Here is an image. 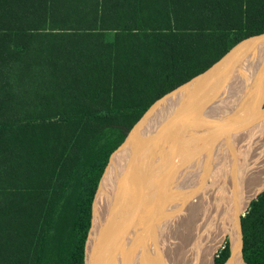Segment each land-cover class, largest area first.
Returning a JSON list of instances; mask_svg holds the SVG:
<instances>
[{"label":"trees","instance_id":"obj_1","mask_svg":"<svg viewBox=\"0 0 264 264\" xmlns=\"http://www.w3.org/2000/svg\"><path fill=\"white\" fill-rule=\"evenodd\" d=\"M263 33L264 0H0V264H85L137 122ZM241 231L244 263L264 264V192Z\"/></svg>","mask_w":264,"mask_h":264},{"label":"bare ground","instance_id":"obj_2","mask_svg":"<svg viewBox=\"0 0 264 264\" xmlns=\"http://www.w3.org/2000/svg\"><path fill=\"white\" fill-rule=\"evenodd\" d=\"M261 72V68L258 69V71H249L247 68L244 69V67H241L239 69H234L229 73L225 83L220 85L219 90L220 92H223L219 100L221 105L220 113L225 117L227 115V119L226 121L221 120L219 118L220 115H214V117H210L209 119L206 117L208 116L207 112L205 113L206 109H200L199 113H197L198 115L190 121L186 128L190 133L188 143L194 144L193 150L190 145L183 143L177 153L178 155L175 154L174 156L166 157L163 159V164L161 163L159 165V155L157 161L154 160V165H147V163L144 162V159L140 162V172L136 183L143 180L146 185L143 184L142 187L139 188L141 189L140 199L142 198V193L146 191V187L150 185L152 186L154 201L152 205L151 201H149V206L146 208L143 202L140 207L141 215L138 217L136 223L134 222L135 218L133 217L131 224L129 222V226L132 227L135 223V227L141 229L143 226L148 225L144 229L145 231L140 232V234H143L142 240L146 242V244L154 243V241H156L157 234H154L156 224L153 220H158L159 214L162 212V216L167 217L171 221V226L172 223L173 225L178 223L183 224L182 228H190L194 231V235H198V233L201 235V244H193L194 246L190 244L192 247H189L192 248L194 256H199L202 264H212L215 259L212 260V258L214 254L220 250L222 240L226 235L229 236L230 240V258L226 264H245L242 258L243 245L239 219L247 211L250 203L258 195L264 192V121L259 127L252 125L254 102L248 105L250 109L246 114H242V120L238 116L236 117L234 120V127L231 123L232 121H228V118H232L230 107L232 105L231 98L236 91L234 90V87L239 89V86H243L245 77L249 75H251V77L248 79L250 82L248 86L254 84V82L257 81L259 74L262 75ZM233 75L238 78L232 80L234 79ZM231 76L233 77L231 78ZM251 80L253 83H251ZM228 86L229 88H227ZM218 95L219 92H215L213 93L212 98L214 99L218 97ZM165 110L164 101L161 100L144 115L128 140L122 145L115 161L106 175L96 201L94 229L91 237L92 239H90L91 242L88 244V264L94 259L95 253L99 250L100 245L107 240L108 237L106 234L109 233V236L113 234L112 231L114 232L115 230L113 224L115 223L116 226L118 222L117 215H115L113 222L109 223L110 220H108L110 208L107 201L112 197L111 192H113L112 202L115 203L114 208L117 210L121 199V196L118 197V194H120L122 190L121 182L125 180L130 168V158L134 154L136 146L138 145L137 148H140L141 141L152 135V128L163 119L166 114ZM202 112L203 114H201ZM200 114L202 116H200ZM229 114L230 117H228ZM201 117L205 118L202 123L200 121ZM226 125H229V127ZM175 140L176 139L173 138L172 142ZM166 153L163 152V154ZM219 165L221 169L216 172V167ZM149 168L150 170L157 169L159 176L156 182H152L154 179L152 178L151 172L149 174ZM162 169H164V171ZM193 196H195L196 199H199L202 208L207 206L204 214H210V217L212 218L210 221L209 219L205 220L204 218L201 220L199 217L198 212H201L203 209L199 211L197 210V217L199 218L196 219V217H193L194 215L190 209H193V207L189 204V201ZM159 197L162 198L159 199ZM158 200L160 205L157 206ZM98 202H100L99 205ZM165 205L168 208L163 209V206ZM146 210H148V212L150 211V213L152 212L151 214L154 216L150 222H147V219L145 218V216H150V214L145 212ZM198 220H200V223ZM176 228L178 229V227ZM176 228H174V230ZM179 229L181 231V228ZM168 230L170 229L168 228ZM171 230L173 229L171 228ZM171 230L168 233L169 236L172 238L173 236H175V238L181 237L178 231H175V234L172 236L173 233ZM187 232L188 231L186 230V233ZM149 234L151 236L153 235V242L150 241ZM93 236L95 237V241ZM182 237H184V235ZM174 240L175 239H172L173 242ZM180 241L182 242V239ZM94 242L95 250L93 252ZM158 243L161 244V241ZM203 245H205V247ZM153 248H156V246ZM156 252H158V250ZM155 255L157 254L155 253ZM90 256L91 258H89Z\"/></svg>","mask_w":264,"mask_h":264},{"label":"water","instance_id":"obj_3","mask_svg":"<svg viewBox=\"0 0 264 264\" xmlns=\"http://www.w3.org/2000/svg\"><path fill=\"white\" fill-rule=\"evenodd\" d=\"M250 63L257 64L258 67L257 66L255 67L253 65L252 67H250L251 66ZM241 67H244V69L247 68L249 71H258V69L260 68L262 69L261 72L262 75L258 76L257 81L254 82V84H252L250 88L251 90L249 92V96L251 98H254V102L256 100H259V102H264V76H263L264 75V33H263L260 35L251 36L243 39L235 46H233L226 54H224L218 61H216L213 65H211L207 70L196 75L188 82L180 85L170 93L166 94L165 96L157 100L147 110L148 112L158 101L162 100L164 101L165 104L166 114L163 117V119L152 128L151 130L152 135L141 141V147L137 148L138 145L136 146V149L134 150V154L130 158V165H129L130 168L127 172L126 178L123 182H121L122 190L120 194H118V197L121 196L120 197L121 199H120V205L118 206L119 212H118L117 226L113 234H111V236L107 240H105L104 243L100 245L99 250L96 251L95 257L90 264H122L123 261L125 262V260L127 259L126 258L127 256H129L128 260L130 259L132 260L131 261L132 264H139L140 259L139 257H136L138 251L135 248H133L135 246L132 247V245H135V242L138 240V238L135 235L134 236L132 235V237L129 238L130 232L132 231V229H130L129 227V222L131 224L133 216L134 218L138 217V214L140 213L141 206H140L139 195L137 192L136 194H133L135 191V187H137L138 184L136 183V181L138 179L140 172L139 171L140 162L144 159V162L147 163V165H154V160L157 161L158 155L160 156L161 161L162 159H165L166 156L165 154H163V152L166 153L169 147H171L170 144L174 136L182 128L184 129L187 128L190 121L193 120L196 115H198L197 113H199L200 109L204 108L208 104V102L213 99L212 98L213 93L219 92V95L222 94V92L219 91L220 85L221 84L223 85L225 83L229 73H231L234 69H239ZM142 118L134 126L133 130L138 125V123L141 122ZM133 130L131 131V133L133 132ZM131 133L129 134L125 142L128 140ZM102 179L100 181V184L102 182ZM100 184L98 187V191L100 188ZM132 195L134 196L133 201L131 200ZM145 195H147V197ZM152 197H153L152 186L148 185L146 187V191L142 193V198L145 203V208L149 205L150 203L149 200L152 199ZM93 208H94V203H93ZM151 213L150 216L149 215L147 217L145 216L147 222L152 221V219L154 218V216H152ZM92 224H93V210H92ZM239 224L241 227V218L239 219ZM91 229H92V225H91ZM90 232H89V236H90ZM88 242H89V237L86 245L85 264H88L87 263Z\"/></svg>","mask_w":264,"mask_h":264},{"label":"rangeland","instance_id":"obj_4","mask_svg":"<svg viewBox=\"0 0 264 264\" xmlns=\"http://www.w3.org/2000/svg\"><path fill=\"white\" fill-rule=\"evenodd\" d=\"M250 67H252V65L254 66L255 65V67L257 66L258 67V65L257 64H254V63H250ZM239 72V71H238ZM234 76V75H233ZM233 76H231V78L233 77ZM259 76H261L260 74H259ZM264 76V75H263ZM251 77V75H249V76H247V77H245V82H244V85L243 86H239V89H237L236 87H234V84H233V87H234V90H236L235 91V93H233V97L231 98V107H230V109H231V117L233 118H228L229 120L228 121H232L231 123L233 124V127L235 126L234 125V120L236 119V117L238 116L239 118H241V120H242V117H243V115L244 114H246L247 113V111H249V107H248V105L249 104H252L253 102H254V98H251L250 96H249V92H250V88H251V86H252V84L250 85V86H248L249 85V81H248V79ZM236 78H238V77H235L234 76V79H232V80H235ZM247 80V81H246ZM245 83L247 84V85H245ZM251 83H253V81L251 80ZM245 86V87H244ZM232 87V86H231ZM227 88H229V86L227 87ZM246 89V90H245ZM223 93V92H222ZM220 98H221V95H218V97H216V98H214V99H212L211 101H209L208 102V104L204 107L206 110H205V113L207 112V114H208V116H206L207 118H209L210 119V117H214V115H216V116H219V118L221 119V120H224V121H226V119H227V115H226V117L225 116H223L221 113H220V111H221V108H220V102H219V100H220ZM227 99V98H226ZM242 102H244V103H242ZM255 105H254V111H253V121H252V125L253 126H261V124H262V122L264 121L263 120V118H264V114H263V112H264V102H259V100H256L255 102ZM243 105V106H242ZM258 110H260V111H258ZM263 111V112H262ZM262 112V113H261ZM201 114H203V112L201 113ZM200 114V116H202ZM243 114V115H242ZM228 117H230V114L228 115ZM204 119L205 118H202L201 117V119H200V121H201V123H202V121H204ZM227 127H229V125H226ZM235 129V128H234ZM229 130V129H228ZM236 132V131H235ZM189 132H188V130L185 128H182L175 136H174V138L176 139L175 141H173V142H171V147H169V151L165 154V156L166 157H171V156H174L175 154H177L178 152H179V150H180V148H181V146L183 145V143H185V144H187V145H190V147H192V150H193V147H194V144H189L188 143V140H189ZM209 135V134H208ZM185 151H186V145H185ZM178 155V154H177ZM165 157V158H166ZM163 162V159H162V161L160 160V163H159V165L161 164ZM149 166H151V165H149ZM151 168V167H150ZM150 168H149V174H150V172H151V174H152V178L154 179V181H152V182H156L157 181V179H158V172H157V169H152V170H150ZM220 169H221V167H220V165L219 166H217L216 167V172H218V170L220 171ZM163 171H164V169H162ZM215 172V173H216ZM147 177H148V174H147ZM142 179V178H141ZM140 182V183H139ZM138 183H139V185L137 184V187H135L136 188V190L134 191V194H136V192L138 193V195H139V200H140V206H142V203L144 202V200H143V198H141L140 199V191H141V189H139L140 187H142V185H143V180H140ZM160 182V181H159ZM177 183H178V181H177ZM159 190H160V188H159ZM139 191V192H138ZM112 194H111V198L107 201V204L109 205V208H110V213H109V219L108 220H110L109 221V223L110 222H113L114 221V219H115V215H117L118 216V213L117 212H119L118 211V209L116 210L115 208H114V206H115V203L114 202H112L113 201V192H111ZM263 193V192H262ZM98 195H99V191H98V193H97V195H96V198H95V200L98 198ZM146 196V195H145ZM259 196V195H258ZM257 196V197H258ZM147 197V196H146ZM256 197V198H257ZM133 198H134V196L132 195V197H131V200L133 201ZM154 196L152 197V199H150L149 201H151V205H152V203H153V201H154ZM160 198H162V197H159V199ZM255 198V199H256ZM195 199V200H194ZM254 199V200H255ZM200 201H199V199H196V197L195 196H193L192 198H191V200L189 201V204H191L190 206H192L193 207V209L192 208H190L191 210H192V213H193V217L195 218L196 217V219L197 218H201V220L204 218L205 220H208L209 219V221L212 219L211 217H210V214L209 213H205L204 214V212H206V207L207 206H204L203 208H202V205H201V203H199ZM99 203L100 202H98V205H99ZM157 206L158 205H160V202H159V200L157 201ZM107 205V206H108ZM144 206H145V203H144ZM149 206V205H148ZM250 206V205H249ZM114 208V209H113ZM166 208H168L166 205L165 206H163V209H166ZM249 208V207H248ZM162 209V210H163ZM203 209V210H202ZM117 211V212H115V211ZM149 210V209H148ZM148 210H146L145 212H147L148 214H150V211L148 212ZM199 210H202L201 212H198ZM248 210V209H247ZM197 212H198V215H199V217H197ZM112 213V214H111ZM96 214H97V210H96ZM161 214V215H160ZM160 214H159V218H158V220H156V221H154L153 220V222H155V224H156V226H155V232H154V234H157V239H156V241H154V239H153V235L151 236L150 234H149V239H150V241L151 242H153L154 241V243H147L146 244V242H144L143 240H142V237H143V234H140V232H142V231H145L144 229L148 226V225H145V226H143L141 229H138L137 227H135V223H136V221L138 220V217L141 215V213H139L138 214V217H135V223L133 224V226L131 227V226H129L130 227V229H132V231L130 232V236H129V238L130 237H132V235L134 236H137V238H138V240L135 242V247H133V248H135L137 251H138V253L136 254V257H139V259H140V261H139V264H202L201 263V259L199 258V256H194V253L192 252V248H190V247H192V245L194 244V245H198L200 242H201V235L198 233V235H194L195 233H194V231L192 230V229H190V228H182V226H183V224H174L173 225V223H172V226H171V221L167 218V217H165V216H162L163 214H162V212H160ZM246 214V212L243 214V216ZM113 215V216H112ZM183 215H184V213H183ZM206 215V216H205ZM208 215V216H207ZM111 216V217H110ZM153 216V215H152ZM242 216V217H243ZM134 217V216H133ZM210 217V218H209ZM241 217V218H242ZM111 218V219H110ZM167 218V219H166ZM205 220H204V222H205ZM166 221V222H165ZM132 222V221H131ZM197 222V221H196ZM198 222L200 223V220H198ZM169 225V226H167V225ZM176 225V226H175ZM113 226H114V228H116V226H117V224H116V226H115V223L113 224ZM214 226V225H213ZM176 228V227H178V229L176 230H174V228ZM216 227V226H215ZM168 228L171 230V228L173 229V230H171V232L173 233L172 234V236L175 234L174 232L176 231H178V233L181 235V237H179V238H175V236H173V238L171 237V236H169V231L170 230H168ZM179 228H181V231H180V229ZM212 228H214V227H212ZM188 231L187 233H186V230ZM190 229V230H189ZM158 230V231H157ZM219 230H220V228H219ZM193 231V232H192ZM109 232V231H108ZM137 232V233H136ZM160 232V233H159ZM198 232H200V231H198ZM112 233H113V231H112ZM153 233V232H152ZM139 234V235H138ZM168 234V235H167ZM107 235V237L109 238L110 236H109V233H107L106 234ZM184 235V237H182ZM187 235V236H186ZM151 236V237H150ZM190 236V237H189ZM224 236V235H223ZM148 237V236H147ZM170 237V238H169ZM226 237V238H225ZM93 238H94V241H95V237L93 236ZM107 238V239H108ZM154 238H155V236H154ZM185 238H187V239H185ZM194 238V239H193ZM153 239V240H152ZM158 239H160V240H158ZM168 241V242H170V243H168L166 240ZM172 239H175L174 240V242L172 241ZM177 239H178V241H177ZM182 239V242H184V243H182L180 240ZM185 239V240H184ZM140 240H141V242H140ZM161 241V244L160 243H158V242H160ZM166 241V242H165ZM172 241V242H171ZM175 241H177V242H175ZM190 241V242H189ZM226 241H228L229 242V249H230V240H229V238H228V236L226 235V236H224V238H223V240H222V245H221V248H220V250H218V252H220L221 250H223L224 249V245H225V242ZM138 242V243H137ZM140 242V243H139ZM180 242V243H179ZM186 242V243H185ZM193 242V243H192ZM163 243V244H162ZM168 244V246H167V244ZM188 243V244H187ZM158 244H159V246H158ZM190 244H192V245H190ZM201 244V243H200ZM180 245V246H179ZM183 245V246H182ZM193 245V246H194ZM156 246V248H153V247H155ZM164 246V247H163ZM190 246V247H189ZM204 247H205V245H203ZM144 247H145V249H144ZM163 247V248H162ZM179 247V248H178ZM158 248V249H157ZM164 248H165V250H164ZM176 248H177V250H176ZM189 248V249H188ZM90 249V248H89ZM167 249V250H166ZM179 249V250H178ZM181 249H183V250H181ZM191 249V250H190ZM94 250H95V242H94V247H93V252H94ZM158 250V252H156ZM160 250V251H159ZM176 250V251H175ZM186 250V251H185ZM188 250V251H187ZM153 251V252H152ZM172 251V252H171ZM161 252H162V254H161ZM218 252L216 253V254H214V256H213V258H212V260L214 259V258H216V256H217V254H218ZM155 253L157 254V255H155ZM184 254V255H183ZM187 254V255H186ZM159 255V256H158ZM186 255V256H185ZM158 256V257H157ZM170 256V257H169ZM160 257V258H159ZM181 257V258H180ZM185 257V258H184ZM187 257V258H186ZM89 258H91V256L89 257ZM127 259L125 260V262L123 261V263L122 264H132L131 263V259L130 260H128L129 259V256H127L126 257ZM162 258H163V260H162ZM165 258V259H164ZM176 258V259H175ZM180 260H179V259ZM159 260V261H158ZM179 260V261H178ZM162 261V262H161ZM164 261V262H163ZM135 262V261H134ZM156 262V263H155ZM214 262H215V259L213 260V262H212V264H214Z\"/></svg>","mask_w":264,"mask_h":264},{"label":"flooded vegetation","instance_id":"obj_5","mask_svg":"<svg viewBox=\"0 0 264 264\" xmlns=\"http://www.w3.org/2000/svg\"><path fill=\"white\" fill-rule=\"evenodd\" d=\"M228 236V235H227ZM228 238H229V236H228ZM228 262V261H227ZM227 262H225L224 264H226ZM214 264H215V262H214Z\"/></svg>","mask_w":264,"mask_h":264}]
</instances>
